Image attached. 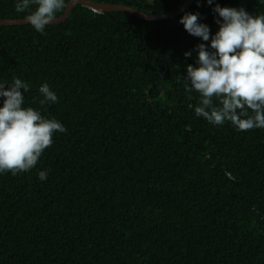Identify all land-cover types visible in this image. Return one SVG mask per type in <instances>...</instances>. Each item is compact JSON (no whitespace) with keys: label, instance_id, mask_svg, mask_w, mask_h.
Returning a JSON list of instances; mask_svg holds the SVG:
<instances>
[{"label":"trees","instance_id":"16d2710c","mask_svg":"<svg viewBox=\"0 0 264 264\" xmlns=\"http://www.w3.org/2000/svg\"><path fill=\"white\" fill-rule=\"evenodd\" d=\"M91 1L165 14L185 0ZM15 2L0 20L26 17ZM215 4L264 14V0L152 20L76 4L43 35L0 26V82L24 80L35 108L48 83L58 102L41 110L67 129L31 171L0 175V264H264V129L196 117L182 79L202 41L178 21L199 13L214 34Z\"/></svg>","mask_w":264,"mask_h":264},{"label":"clouds","instance_id":"9594fccd","mask_svg":"<svg viewBox=\"0 0 264 264\" xmlns=\"http://www.w3.org/2000/svg\"><path fill=\"white\" fill-rule=\"evenodd\" d=\"M77 0H16L15 11L28 14L26 22L38 33L46 34L57 13ZM209 6L214 0H206ZM199 6V2L197 4ZM212 11L218 17V30L201 22L199 13L185 12L179 19L184 30L199 38L195 66L188 64L182 79L198 94L194 114L213 126L229 123L237 131L264 129V14H254L244 7H221ZM206 42V43H205ZM185 58L192 52H185ZM28 84L14 77L0 82V175H18L37 166L54 135L65 133L62 122L43 114L46 104H56L58 96L48 83L38 89L41 108L26 104ZM48 170L38 171L46 181Z\"/></svg>","mask_w":264,"mask_h":264},{"label":"water","instance_id":"95a60500","mask_svg":"<svg viewBox=\"0 0 264 264\" xmlns=\"http://www.w3.org/2000/svg\"><path fill=\"white\" fill-rule=\"evenodd\" d=\"M191 1L192 0H185L183 4L174 12H169L165 14H145L139 10L132 9L124 5L96 3L91 0H77V2L73 6H69L68 8H66L62 15H60L59 17H56L55 20L51 22V24H56V23L63 21L69 15V13L71 12V10L74 8L76 4H82L96 12H107L111 14V12L114 10H122V11L130 12L131 14L136 15L137 17L141 19L152 20V19L168 18V17L176 16L180 14L182 11H184ZM24 23H27L25 18L24 19H2L0 20V26L19 25V24H24Z\"/></svg>","mask_w":264,"mask_h":264}]
</instances>
